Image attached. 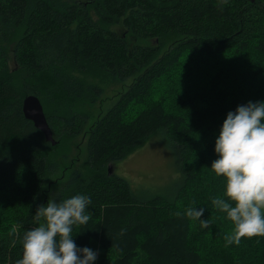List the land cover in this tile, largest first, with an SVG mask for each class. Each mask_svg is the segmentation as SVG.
I'll return each mask as SVG.
<instances>
[{
    "label": "trees",
    "instance_id": "trees-1",
    "mask_svg": "<svg viewBox=\"0 0 264 264\" xmlns=\"http://www.w3.org/2000/svg\"><path fill=\"white\" fill-rule=\"evenodd\" d=\"M131 77L75 162L69 151L88 116L78 100L92 104L104 78ZM30 94L55 144L24 117ZM249 101H264V0H0V264L22 259L44 197L78 194L90 198L91 219L73 227V240L100 250L94 264H264V237L226 246L234 224L212 205L228 200L211 168L215 141ZM158 132L178 154L181 182L140 200L107 168ZM192 206L209 228L176 215Z\"/></svg>",
    "mask_w": 264,
    "mask_h": 264
},
{
    "label": "clouds",
    "instance_id": "clouds-1",
    "mask_svg": "<svg viewBox=\"0 0 264 264\" xmlns=\"http://www.w3.org/2000/svg\"><path fill=\"white\" fill-rule=\"evenodd\" d=\"M227 2L220 0L221 6ZM215 153L218 159L211 168L224 178L228 200L215 198L212 205L234 224L233 233L225 236L226 246L239 245L243 237H264V101H249L227 114ZM90 203L89 197L78 194L39 205L33 216L38 226L24 233L23 257L15 264H94L98 252L77 247L72 235L74 226L86 225L91 219L86 213ZM203 213L204 208L192 206L176 215L197 220L207 229L211 224L200 219Z\"/></svg>",
    "mask_w": 264,
    "mask_h": 264
},
{
    "label": "rangeland",
    "instance_id": "rangeland-1",
    "mask_svg": "<svg viewBox=\"0 0 264 264\" xmlns=\"http://www.w3.org/2000/svg\"><path fill=\"white\" fill-rule=\"evenodd\" d=\"M67 1L89 3L91 0ZM91 13L94 19H96L93 12ZM111 30L120 35H128L127 31L121 26H111ZM128 40H130V38H128ZM170 40L171 38L161 41L160 51L167 48ZM133 41H135V39ZM143 43L156 46L157 40L148 38ZM13 65V62L9 60L10 69ZM132 79V77L125 80L104 78V80H102V84L105 86L103 92L99 94L92 104H89V99L86 97L78 100L79 109L87 112L88 116L86 118L87 123L84 132L74 140L77 146L73 144L72 149L69 151V154H73L75 162H77L75 158H77L78 153L81 158L85 155V143L88 135L87 130L96 122L100 115L113 105L119 95L128 88ZM93 81H96V79ZM87 85H89V78H86V81L84 80V86ZM107 169L109 172L115 173L126 179L133 195L140 200H145L156 193L166 195L172 194L170 192L179 185L182 175L179 169L178 154L176 150L167 143L166 137L162 132H158L151 136L143 146L137 148L122 160L108 165ZM66 175L67 174L64 175V180ZM48 200H52V197H44L42 199V204L46 205ZM96 252H98V255L100 254V250Z\"/></svg>",
    "mask_w": 264,
    "mask_h": 264
},
{
    "label": "water",
    "instance_id": "water-1",
    "mask_svg": "<svg viewBox=\"0 0 264 264\" xmlns=\"http://www.w3.org/2000/svg\"><path fill=\"white\" fill-rule=\"evenodd\" d=\"M22 112L25 118L31 120L34 126L43 132L46 140L50 141L52 144L56 143L37 96L30 94L23 98Z\"/></svg>",
    "mask_w": 264,
    "mask_h": 264
}]
</instances>
